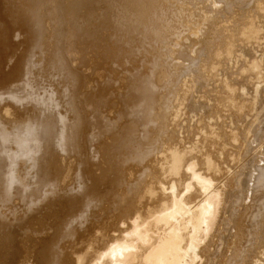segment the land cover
<instances>
[{
  "label": "bare ground",
  "instance_id": "bare-ground-1",
  "mask_svg": "<svg viewBox=\"0 0 264 264\" xmlns=\"http://www.w3.org/2000/svg\"><path fill=\"white\" fill-rule=\"evenodd\" d=\"M0 264H264V0H0Z\"/></svg>",
  "mask_w": 264,
  "mask_h": 264
}]
</instances>
